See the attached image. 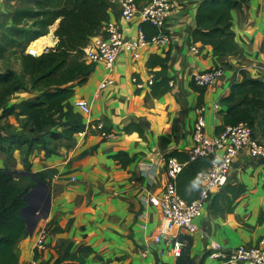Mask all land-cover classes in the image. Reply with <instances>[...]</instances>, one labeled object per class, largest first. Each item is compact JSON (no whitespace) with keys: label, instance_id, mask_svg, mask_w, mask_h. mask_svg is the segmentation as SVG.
<instances>
[{"label":"crops","instance_id":"obj_1","mask_svg":"<svg viewBox=\"0 0 264 264\" xmlns=\"http://www.w3.org/2000/svg\"><path fill=\"white\" fill-rule=\"evenodd\" d=\"M136 1L139 5L147 2ZM201 1L177 0V7L165 24L170 37L165 49L145 46L139 50L138 58L121 51L110 72L96 65L88 80L74 87L71 104L83 99L90 106V115L82 116L84 124L102 123L113 134L111 138L103 139L98 130L88 128L72 140L51 142L50 148H54L56 154L45 156L40 141L30 148L26 144L14 145L8 155L0 151V168L19 173L16 181L20 185L30 182L35 185L22 173L46 175L45 183L42 182L45 191L40 190L28 199L30 210L36 211L34 216L43 211L46 198H50L47 213L42 212L45 218L15 245L18 264H76L63 261V257L66 251L72 254L82 246L91 248L82 264H160L174 260L169 249L151 240L150 234L160 224L152 208L147 209V229H141L138 220L143 211L141 201L147 194L157 193L165 186L164 163L172 157L171 153L179 154L174 157L178 161L188 159L194 110L198 104L209 108L206 128L213 135L224 128L227 107L221 100L229 96L232 85L246 78L264 82V0H247L241 9L231 11L232 29L242 50L239 54L224 56L192 41L196 7ZM107 3L110 20L121 28L126 39H135L141 23L139 17L126 22L120 18L117 4L111 0ZM21 6V0H0V32L11 26L12 13ZM56 43L53 36L51 46ZM168 49L167 76L173 81L170 91L152 96L150 87L138 89L133 79L145 83L153 75L148 61L154 56L163 57ZM19 66L16 73H22L20 63ZM213 67H222L223 76L206 88L192 85L194 73ZM157 70L158 67L153 69ZM107 80L111 83L100 90V84ZM37 97L35 92L21 91L7 106L35 101ZM215 104H219L220 111L213 109ZM260 118V114H254L250 121L255 137L264 143L258 126ZM130 124L141 128L143 138L136 131H125ZM8 130L20 131L12 116L0 119V135L8 136ZM83 152L88 154L81 156ZM118 152H125L131 159L126 168L111 158ZM181 163L184 170L176 179L177 192L186 201L194 200L200 190V180L194 168L188 169L186 161ZM195 165L200 169L202 164ZM70 177L76 180L71 182ZM228 184H243L246 192L239 198L234 211L224 217L212 215L211 201L219 191L213 193L195 220L196 233L190 236V257L196 264H229L205 258V248L210 241L224 248H234L254 245L264 235V160L253 159L246 148L242 149L229 172ZM30 217L33 218V214ZM41 228L48 230V243L45 250L36 251L35 242Z\"/></svg>","mask_w":264,"mask_h":264},{"label":"trees","instance_id":"obj_2","mask_svg":"<svg viewBox=\"0 0 264 264\" xmlns=\"http://www.w3.org/2000/svg\"><path fill=\"white\" fill-rule=\"evenodd\" d=\"M107 1L21 0V8L13 11L11 26L0 34V59L4 58L8 50H15L20 60L22 76L28 78V90L35 92L38 97L35 101H21L8 107L10 99L16 93L26 91L27 87L14 71L0 72V119L12 116L20 127V131L8 130V136L0 135L1 152L8 155L14 145L26 144L30 148L33 143L40 141L45 156L56 154V150L50 148L51 142L72 140L77 134L98 123L91 122L86 126L82 115L75 111L70 100L74 96V87L84 84L94 71L95 65L85 60L83 49L92 38L103 34V26L110 20ZM246 1L202 0L196 7L192 41L211 47L220 56L241 53L242 48L232 29L231 11L241 9ZM54 25V36L57 39L55 46L47 48L37 57L26 54L28 46L46 36ZM142 29L146 39L156 34V30L149 24H142ZM169 57L168 49L163 57L154 56L148 61V67L154 76L150 86L152 96L165 94L171 89L169 81L172 79L167 76ZM156 67L159 70L153 71ZM263 96L262 81L246 78L242 83L232 85L229 96L221 100V104L227 107L223 116L224 127L246 122L253 128L250 117L260 114L258 126L264 136ZM103 130H106L104 126ZM125 131H136L143 138L141 128L135 124L126 126ZM87 154L88 152H83L81 156ZM178 155L176 152L170 154L172 157ZM111 158L122 168H126L131 161L125 152H118ZM179 161H186L188 169L194 168L196 176L211 163L208 157H199L193 161L186 157ZM197 163L203 167L199 165L198 169L195 165ZM183 170L184 167L181 173ZM18 174L0 168V264H18L15 245L29 233L27 219L22 211L28 207L24 199L26 190L33 185L31 182L20 185L16 181ZM45 178L43 173L34 174V179L40 182L45 183ZM245 192V185L227 183L212 198V215L224 217L232 213ZM179 240L184 243L180 256L172 262L160 264H196L194 258L190 257L191 237H180ZM90 253L89 246H82L72 254L66 251L63 261L82 264Z\"/></svg>","mask_w":264,"mask_h":264},{"label":"built area","instance_id":"obj_3","mask_svg":"<svg viewBox=\"0 0 264 264\" xmlns=\"http://www.w3.org/2000/svg\"><path fill=\"white\" fill-rule=\"evenodd\" d=\"M119 8V16L128 22L139 17L141 23L138 26L135 39H126L121 28L112 20L103 26V34L92 38L83 49L84 58L87 62L101 65L105 71L110 72L121 51L130 52L134 58L139 57V50L145 46H155L165 49L170 43V37L165 30L168 17L177 7V0H148L139 5L136 0H111ZM142 24H149L156 34L146 39ZM42 51H46L44 48ZM195 51V48H193ZM26 54L33 57L41 55L35 49L28 47ZM222 67H213L205 71L193 74L191 83L197 88H206L212 85L216 79L223 76ZM154 76L148 77L146 82L133 79L138 89L150 87ZM110 81L100 84L99 89H104ZM173 81H169V86ZM73 107L82 116L90 115V106L86 100L79 99L73 103ZM215 111H220L219 104L213 106ZM195 121L191 132L192 146L188 151V158L193 161L199 157H209L210 166L204 172L197 174L200 180V190L197 197L192 201L182 199L176 188V179L181 173L184 164L174 157L165 160V173L167 182L157 193L147 194L143 198V211L138 216L141 229H147L149 208H152L160 219V224L150 234L153 243L162 245L169 249L175 259L180 256L184 243L180 237H190L197 231L195 220L202 214L213 193L220 191L228 183V175L234 164L236 156L247 149L250 157L264 160V144L254 134L253 128L246 122L224 127L216 134L209 135L206 132L205 113L206 107L200 103L196 106ZM92 129L100 131L103 139L112 137V133L103 130L102 123L98 122L91 126ZM69 180L74 182L75 177ZM49 233L46 228H41L35 242V250L43 251L47 247ZM205 258L216 262L229 264H264V235L256 244L239 245L234 248H224L214 241H210L205 248Z\"/></svg>","mask_w":264,"mask_h":264},{"label":"water","instance_id":"obj_4","mask_svg":"<svg viewBox=\"0 0 264 264\" xmlns=\"http://www.w3.org/2000/svg\"><path fill=\"white\" fill-rule=\"evenodd\" d=\"M56 26V25H55ZM23 176H28L29 178H31L34 182H35V185L31 188L30 191L26 190V194L24 196V199L25 201L28 203V207H26L25 209H23L22 211V214L24 215V217L27 219V223H28V228H29V233H32L33 229L35 228L37 222L41 219V218H45V216H43L42 212H46L48 211V206H49V201H50V198L47 197L46 200H45V204H44V208H43V211L36 214L34 216V214L36 213L35 209L34 210H30V206H29V197L34 195L35 193H39L40 190H43L45 191L46 189V186L38 181V180H35L34 179V175L33 174H25V173H22ZM33 214V218L30 217V215ZM33 220V221H32Z\"/></svg>","mask_w":264,"mask_h":264},{"label":"rangeland","instance_id":"obj_5","mask_svg":"<svg viewBox=\"0 0 264 264\" xmlns=\"http://www.w3.org/2000/svg\"><path fill=\"white\" fill-rule=\"evenodd\" d=\"M25 1V0H24ZM55 26V25H54ZM52 26L50 29H49V33L47 35H50V36H54V32H55V29H56V26L54 27ZM5 31L4 30H1L0 34H3ZM55 46V45H54ZM54 46H47V48H52ZM30 48H32L31 44L28 46ZM34 49V48H33ZM44 51H42L43 53ZM41 53V54H42ZM4 60L1 61V65H3L2 67H0V69H2L3 71H6V70H12L16 73V69L18 68L19 66V63H20V60H19V57L15 54V50L13 49H10L6 52L4 58ZM21 65V64H20ZM20 67V66H19ZM19 73V72H18ZM16 73L17 76H19L23 82L25 83L26 87H27V90L26 91H29V82H28V78H25L22 76V73ZM206 107V106H205ZM209 108L206 107V113L208 111ZM206 113H205V120H206ZM206 132H207V128H206ZM207 134H209L207 132ZM210 135V134H209ZM264 144V143H263Z\"/></svg>","mask_w":264,"mask_h":264},{"label":"bare ground","instance_id":"obj_6","mask_svg":"<svg viewBox=\"0 0 264 264\" xmlns=\"http://www.w3.org/2000/svg\"><path fill=\"white\" fill-rule=\"evenodd\" d=\"M52 44H53V36L46 35L33 41L31 43V46L40 54L44 48Z\"/></svg>","mask_w":264,"mask_h":264}]
</instances>
